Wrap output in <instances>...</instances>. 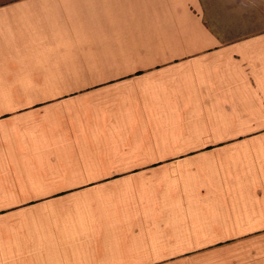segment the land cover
Returning <instances> with one entry per match:
<instances>
[{
	"label": "crops",
	"instance_id": "obj_1",
	"mask_svg": "<svg viewBox=\"0 0 264 264\" xmlns=\"http://www.w3.org/2000/svg\"><path fill=\"white\" fill-rule=\"evenodd\" d=\"M0 264H264V0H0Z\"/></svg>",
	"mask_w": 264,
	"mask_h": 264
}]
</instances>
